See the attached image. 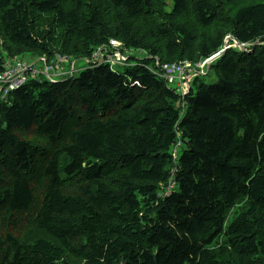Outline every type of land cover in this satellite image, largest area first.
I'll use <instances>...</instances> for the list:
<instances>
[{"label":"trees","instance_id":"16d2710c","mask_svg":"<svg viewBox=\"0 0 264 264\" xmlns=\"http://www.w3.org/2000/svg\"><path fill=\"white\" fill-rule=\"evenodd\" d=\"M166 1L0 0V74L3 49L89 62L0 94V163L7 148L21 172L0 210L30 213L43 233L0 234V264H264V0H198L192 26L177 17L187 0ZM226 37L247 50L228 47L186 95L152 72L203 61ZM112 38L148 57L123 71L94 64ZM33 125L52 145L40 148L39 203L26 176L36 149L18 136Z\"/></svg>","mask_w":264,"mask_h":264},{"label":"rangeland","instance_id":"374dc122","mask_svg":"<svg viewBox=\"0 0 264 264\" xmlns=\"http://www.w3.org/2000/svg\"><path fill=\"white\" fill-rule=\"evenodd\" d=\"M156 1H160V0H156ZM197 1L198 0H187L185 10L180 15L177 16L178 21L180 23H183L188 26H192L195 24V3ZM235 2H237V0H220L219 5L222 8H226ZM171 5H172L171 1L167 0L165 4L166 10L168 11L171 10ZM153 17H155L154 13H153ZM39 22H40L41 27L45 25V21L43 19H41ZM198 30H200L199 25H198ZM207 32L211 34L212 30L207 31ZM116 40L118 44L120 45V40L118 39ZM230 44L233 50L236 49V50H239L240 52L244 51L240 49L238 46H235L232 42ZM259 45L262 47L264 45V42L260 43ZM244 47L247 48L248 44H245ZM121 51H123L126 56L122 55L123 57L122 64L118 68H116L119 70H121V67L126 63H127V67H130V66L134 67L139 61L148 57L147 51L142 50V49H135V48H125L124 44L122 46ZM24 53H21V54H24ZM218 53L219 52H216L211 57L208 58L209 61L205 63L204 65L205 67L196 68L198 72L192 69H186L185 77L173 78L172 80L167 79V81L169 82L168 83L169 86L174 88L177 91V93H179L180 95H186L188 93V90L190 91V89H194L195 87L194 83L196 81L208 82L209 79L214 77L213 71H211L212 69L211 65H212V62H214V60H216L217 58L221 56V54H219L218 56H216V58H213V56L217 55ZM2 55H4L3 57L6 59V61H8L11 58H19L18 56L20 54L13 53L12 55H10L7 49L6 50L3 49ZM103 55L104 53H101V56H99L100 59L102 60L105 59ZM117 56H115L113 59H116ZM24 57L28 59L31 58L36 61V59H39L41 57H46V56L26 53L24 54ZM46 58L48 59L49 62L52 61L55 64L56 71L53 74L54 80H60V79L64 80V79H67V77H72V76L77 77L83 68L89 66V63L86 59L74 58V57L71 58L66 55L57 54L53 58L51 57L50 58L46 57ZM108 61L111 62L112 61L111 58ZM36 62H37V67L43 70L45 63L41 60L36 61ZM102 62H105V61H102ZM113 65L115 66L116 63L114 62ZM41 75H43V73H41ZM41 80H48V79L41 78ZM184 92L185 93L187 92V93L184 94ZM176 105L179 108L183 107V104L180 100L177 101ZM70 109H71L70 119H72V121L81 120V118L85 114L82 109L81 103L77 99L71 101ZM18 136L20 137L21 140L28 143L31 146V149H36V151L32 150V153L34 154L31 155L32 170L28 175L26 174V176L29 178L28 180H30V186L34 190L33 192L35 193V200L37 203H39L42 197V190H43V187L46 181L43 177L42 170L40 169L43 167V163L45 161L44 157L46 156V153L43 152L40 148L50 149L52 148V145L49 143V141L46 139L44 135H41L37 132L35 125L23 131H20L18 133ZM44 154L45 156L43 157ZM1 158L4 159L5 162L0 163V179H1L0 193L3 191L2 189L5 186H8L10 182L13 181L14 172L21 173L19 172V169H18L19 164H16L14 162L13 156L8 153L7 148H4L3 151L1 152ZM72 184H75V182L72 181L69 184L68 189H70ZM65 189L67 190L66 185H65ZM237 210L238 209L232 210L229 220H231L232 217H234ZM6 232H10V234L17 236L18 238L22 239L25 242H29L33 240L34 238H36L37 236H43V233H41L35 227L32 220L30 219V213L8 214L6 210L4 209V210H0V234H2L1 239H3V236ZM1 247L2 246L0 245V248ZM70 259L73 260L72 258Z\"/></svg>","mask_w":264,"mask_h":264},{"label":"built area","instance_id":"2783aa9c","mask_svg":"<svg viewBox=\"0 0 264 264\" xmlns=\"http://www.w3.org/2000/svg\"><path fill=\"white\" fill-rule=\"evenodd\" d=\"M122 45L118 44L116 39H110L108 44L103 46H98L93 53L94 57L101 56V53H104L105 59H100L101 63H108L111 58V68L117 66V61L120 60L119 66L122 64L123 57L126 56L123 51H121ZM121 52V53H120ZM118 55V56H117ZM115 56L116 59H113ZM100 58V57H99ZM105 61V62H102ZM209 59H204L203 61L198 62H189L184 61V63L179 64H164L162 69L164 71L165 76L172 80L173 78H178L182 74L185 75L186 69H192L196 72V68L205 67V63L208 62ZM116 63L114 66L113 63ZM124 64V63H123ZM126 65V64H124ZM123 65V66H124ZM192 66V67H191ZM56 71V67L54 62H48L45 64L44 70L39 67H36V63L34 59H25V58H12L5 63V70L0 74V94L3 97L8 90L15 89L17 87L22 86L27 82L29 78H38L40 79L42 76L48 80H52V76ZM43 73V75H41Z\"/></svg>","mask_w":264,"mask_h":264},{"label":"bare ground","instance_id":"6f19581e","mask_svg":"<svg viewBox=\"0 0 264 264\" xmlns=\"http://www.w3.org/2000/svg\"><path fill=\"white\" fill-rule=\"evenodd\" d=\"M91 60H92V62H93L94 64H102V63L100 62V58H99V57H94V56L92 55ZM111 63H112V62H108L107 64H108V65H111ZM180 63H184V62H180ZM119 64H120V60L117 61V66H115V68L118 67ZM164 64H179V63H164ZM164 64L161 65V70H160L159 72H157V71H152V72H154V73H159V75H161L162 77H164V78L167 80L168 78L165 76L164 71H163V69H162V66H163ZM43 70H44V69H43ZM180 77H185V75L182 74ZM52 79H54L53 76H52ZM184 93H185V92H184Z\"/></svg>","mask_w":264,"mask_h":264},{"label":"water","instance_id":"95a60500","mask_svg":"<svg viewBox=\"0 0 264 264\" xmlns=\"http://www.w3.org/2000/svg\"><path fill=\"white\" fill-rule=\"evenodd\" d=\"M229 39H230L229 37H226V39H225V41H224V47H223L222 50H221L217 55H215L213 58H215V57L218 56L219 54L225 52V50L229 47ZM232 39H233V38H232ZM233 41H234V44H235L236 46H238V47H239L240 49H242V50H245L244 45H243L242 43L236 41L235 39H233ZM123 264H124V263H123Z\"/></svg>","mask_w":264,"mask_h":264},{"label":"clouds","instance_id":"9594fccd","mask_svg":"<svg viewBox=\"0 0 264 264\" xmlns=\"http://www.w3.org/2000/svg\"><path fill=\"white\" fill-rule=\"evenodd\" d=\"M233 44H234V42H233ZM243 44V43H242ZM235 45V44H234ZM243 45H245V44H243ZM231 46V44L229 43V47ZM236 46V45H235ZM245 48V47H244ZM246 50V49H245ZM30 60H31V58H29ZM7 62V61H6ZM200 62V61H199ZM209 68V67H208Z\"/></svg>","mask_w":264,"mask_h":264},{"label":"crops","instance_id":"0c3cea01","mask_svg":"<svg viewBox=\"0 0 264 264\" xmlns=\"http://www.w3.org/2000/svg\"><path fill=\"white\" fill-rule=\"evenodd\" d=\"M88 63H89V62H88ZM126 66H127V65H126ZM126 66H125V67H126ZM122 69H124V68H121V70H122ZM212 78H213V77H212ZM212 78H211V79H212Z\"/></svg>","mask_w":264,"mask_h":264}]
</instances>
